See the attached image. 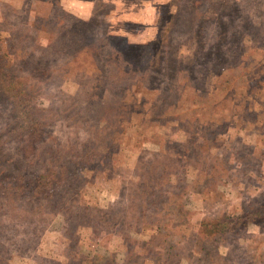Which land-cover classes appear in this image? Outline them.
<instances>
[{"label":"rangeland","instance_id":"1","mask_svg":"<svg viewBox=\"0 0 264 264\" xmlns=\"http://www.w3.org/2000/svg\"><path fill=\"white\" fill-rule=\"evenodd\" d=\"M0 30L41 124L0 100V264H264V221L211 228L264 203V0H0Z\"/></svg>","mask_w":264,"mask_h":264},{"label":"trees","instance_id":"2","mask_svg":"<svg viewBox=\"0 0 264 264\" xmlns=\"http://www.w3.org/2000/svg\"><path fill=\"white\" fill-rule=\"evenodd\" d=\"M1 37L2 32L0 30V40ZM113 52L114 54L112 58H124L122 54L117 50ZM9 57V52H6L3 49V46H1L0 44V100L3 103L7 102V105H11L8 112L11 114V116H14V122L11 127V131L9 132L12 136H16L17 134L29 131L33 132L30 138L25 141L26 145L24 144V148L26 149L27 146L32 145L33 142H36L38 140L39 134L37 130L41 127V124L36 117V109L31 106L32 96L29 89L10 72L11 62H9ZM157 59L162 61L159 56L157 57ZM155 66L159 68V66ZM168 66L169 65H166L167 68ZM41 177L46 178V175L43 174L41 175ZM67 177L68 176H65V178L63 179H66ZM55 180L56 178L52 182H54ZM62 182H64V180ZM263 221L264 203L256 206L252 210L241 211L240 213L233 215L232 217H224L223 221L218 222V224H211V228L213 229L214 233H222L225 231L234 232V228H236L237 230H243L250 224L260 223ZM204 223L205 221L202 220L200 226H202Z\"/></svg>","mask_w":264,"mask_h":264}]
</instances>
